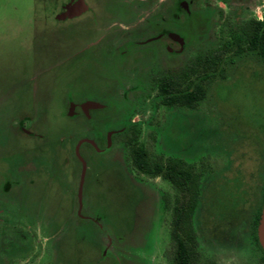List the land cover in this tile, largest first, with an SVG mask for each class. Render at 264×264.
I'll list each match as a JSON object with an SVG mask.
<instances>
[{
  "label": "rangeland",
  "instance_id": "374dc122",
  "mask_svg": "<svg viewBox=\"0 0 264 264\" xmlns=\"http://www.w3.org/2000/svg\"><path fill=\"white\" fill-rule=\"evenodd\" d=\"M216 2L200 7L210 16L206 25L192 24L190 32L182 33L188 47L176 58L175 70H183L204 54L205 42L206 48L214 47L212 36L219 23ZM39 7L38 0H0V190L14 155L58 169V183L29 188L24 180L18 193L29 215L54 217L56 225L13 222L9 193L1 190L0 264H173L174 210L185 202V194L162 176L137 171L122 136L112 138L106 153L81 147L79 154L87 169L81 214L87 219L76 225L75 240L69 222H63L65 230L60 228L75 186L71 170L77 167L81 173L73 147L77 139L90 136L87 128L79 127L71 142L64 140L66 146L58 143L62 131L79 124L65 117L62 104L65 95L103 96L100 91L106 81L94 77L92 64L76 56L88 38L82 27L54 20L55 4L50 14ZM205 68L209 67L205 64ZM222 68L201 102L191 108L158 107L153 112L152 91L128 96L135 105L132 108L122 97L121 86L115 94L119 121L112 127L119 128L120 120L133 109L131 120L141 123L138 142L147 151L182 158L201 174L204 198L193 217L194 264H264L249 235V222L264 186V61L252 58L241 60L236 68L225 63ZM137 82L136 78L123 81V88ZM148 83H142L144 89ZM25 118L35 120L32 130L48 135L50 141L18 134L15 124ZM20 212L21 217L25 215ZM20 244L27 254L15 253L12 245Z\"/></svg>",
  "mask_w": 264,
  "mask_h": 264
},
{
  "label": "flooded vegetation",
  "instance_id": "af4514ba",
  "mask_svg": "<svg viewBox=\"0 0 264 264\" xmlns=\"http://www.w3.org/2000/svg\"><path fill=\"white\" fill-rule=\"evenodd\" d=\"M38 1L40 11L45 14H50L51 5L55 4L51 15L57 22L72 21L78 24V27H82V31L87 34L88 38L78 48L76 56L79 55L92 64L94 77L106 81L100 91L103 96L93 97L83 92L84 95L76 99L65 95L66 100L62 104L64 115L71 121L78 120L79 124L62 131L60 137L57 138L58 143L66 146L64 140L70 141L75 135L77 136L79 127L87 128L90 133L89 137L77 139L73 147L78 164L80 159L75 153L77 146H79V152L81 147L86 146L85 148L102 154L109 150L112 138L115 136H122L123 143H125L126 128H130L137 122L131 120L127 114L120 120L119 128L112 127L115 122L119 121L115 119V114L119 110L115 99L118 88L121 89L122 86L123 98L126 92L130 97L136 92L137 94L141 92L145 95L149 94L154 78L159 74L173 72L176 58L186 53L188 40L182 33L190 32L192 24L195 26L207 24L210 16L202 13L200 7L206 8L212 5L210 0ZM215 7V19L219 22L212 36L216 38L215 45L212 48L210 46L206 48L207 42H205L204 59H208L207 55L214 49L224 46L226 48L219 51L222 67L225 63L236 68L241 60L246 61L252 58L264 61V55L260 50L264 44V0H217ZM256 41L259 45L258 50L253 49ZM188 64L189 72L185 74L187 85L191 84L193 78L190 61ZM131 78L138 79V82L133 85L138 88L133 90L129 87L125 90L123 81ZM146 80L149 82L148 89H144L142 84ZM31 120L27 118L18 120L15 124L17 133L49 142L48 135L32 130L35 120ZM27 123L29 126H25ZM68 159L66 163L70 161ZM10 162L12 166L5 176L6 179L4 178L6 183L2 184L1 190L9 193L10 200L7 203L13 211L12 221L24 220L43 226L56 225L54 217L29 215L28 205L21 201L18 193L24 188L21 186L24 180L29 188L36 186L37 183L43 187L48 182L58 183L60 171L48 169L44 165L31 161L27 162L15 155L10 158ZM66 163H62V167ZM77 169L76 167L71 170L76 187L72 189L68 215L59 224L60 228L65 230L63 222L70 223L72 238L76 234V225L80 220L87 219L81 214L84 199L82 195L81 200L78 196L81 173L77 172ZM74 205H76L75 211L71 209ZM19 210L25 215L21 217ZM57 243L60 241L56 242V251L60 257L61 246ZM12 248L15 253H28V250L22 248L21 244L15 247L12 245Z\"/></svg>",
  "mask_w": 264,
  "mask_h": 264
},
{
  "label": "trees",
  "instance_id": "16d2710c",
  "mask_svg": "<svg viewBox=\"0 0 264 264\" xmlns=\"http://www.w3.org/2000/svg\"><path fill=\"white\" fill-rule=\"evenodd\" d=\"M258 47V41H256L253 49L258 50ZM225 48L226 47L223 46L219 49H214L207 55L208 59L206 60L204 59V55L200 54L197 55L194 60L190 61L191 74L195 76L192 78L191 84L189 85L186 84L185 79V74L189 72V64L181 71L174 70L169 74H159L155 77L150 87V90L154 92V95L150 99V108L153 112L158 107L174 108L176 106H184L191 108L199 104L205 95L207 90L206 87L211 83L213 77L220 75L222 72L219 51ZM260 50L264 55V44ZM205 64L210 69L208 68V70L205 71ZM136 88H138V86H133L130 89L134 90ZM127 94L128 92L125 93L124 100L129 101L130 106L134 108L135 105ZM133 114V109L128 111L129 117ZM175 122L176 121H174L173 124L172 122L170 123L171 130L175 127ZM140 124L139 122L131 125L130 128H126L124 134V144L130 151L132 165L143 175L149 177L162 176L164 179L168 180L177 191L181 192V194H185V202L179 203L174 210V220L171 231L175 242V257L173 264H194L197 242L193 217L196 209L203 204L204 198L201 174L195 172L194 166L182 158L175 156L165 157L161 155L153 156L138 142ZM238 192H233V194ZM263 201L264 186L259 205L256 207L249 222V235L251 241L264 257V251L261 249L256 236V227Z\"/></svg>",
  "mask_w": 264,
  "mask_h": 264
},
{
  "label": "water",
  "instance_id": "95a60500",
  "mask_svg": "<svg viewBox=\"0 0 264 264\" xmlns=\"http://www.w3.org/2000/svg\"><path fill=\"white\" fill-rule=\"evenodd\" d=\"M78 147L79 146L76 147L75 153L81 162V174H80V183H79V192H78L79 199L81 200L82 185H83V180H84L85 171H86V164H85V161L81 158V156L79 154V148ZM256 236H257V240H258V243H259L261 249L264 251V201L262 203L259 220H258V224L256 227Z\"/></svg>",
  "mask_w": 264,
  "mask_h": 264
}]
</instances>
